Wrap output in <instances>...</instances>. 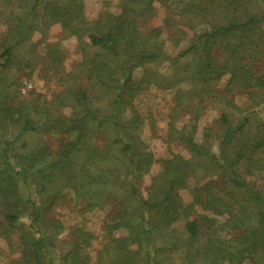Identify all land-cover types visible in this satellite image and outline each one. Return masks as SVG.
<instances>
[{"label": "trees", "instance_id": "obj_1", "mask_svg": "<svg viewBox=\"0 0 264 264\" xmlns=\"http://www.w3.org/2000/svg\"><path fill=\"white\" fill-rule=\"evenodd\" d=\"M13 1L25 12L12 18L0 42V57L4 58L1 68L11 65L15 49L26 41L41 18L46 23L60 21L66 36L78 38L83 54L79 70L81 74L84 71L88 73L87 79L93 80L92 74L99 65L107 67L105 73H98L96 82L106 88L113 84L114 104L123 94L128 97L134 95L130 74L136 67H147L163 57L162 46L157 39L158 30L140 32L134 20H129L131 14H135L130 2L141 3L143 0H124L123 13L128 17L125 20L107 16L95 22L86 19L79 0ZM218 9L224 14L218 22L214 21L211 27L202 29L190 46L180 53L191 55V61L183 66L182 71L176 70L174 75L163 79L164 84L171 87L189 81L190 87L179 90L177 107L181 109L200 108L208 97L218 99L223 106L218 120L219 131L215 132L218 152L212 151L205 143L193 141V127L190 130L185 128L178 132L177 138L186 142L192 156L189 159L176 156V161L167 160L164 171L167 182H177V186L184 182L181 180L189 172L193 177L197 172H207L210 178L199 188L203 194L195 195L194 201L213 215L191 213L189 208L187 212L182 205L175 203L178 194H172L171 186L163 188L153 183L148 189V196L144 197L134 182L133 174H143L152 160L151 153H141L139 147L130 141L139 139V123L122 121L117 113L103 115L98 106H93L86 87L59 92L61 103L67 104L68 98H72L78 109L83 108L86 122L93 124L90 125L92 132L111 125L110 121L123 143L112 153L113 156L109 147L102 148L99 153L90 141L84 139L86 130L82 128L83 124L79 125L83 121L81 117L71 118L66 125L71 130H79V140L73 145L80 149L77 148L74 153L85 151L83 159L68 160V164L77 169L62 171L70 176L67 186L92 199L87 202L89 207H93L103 199L106 193L104 185H116L106 194V198L115 194V200L119 202L113 221L106 229L108 234L115 230L120 234L106 239L98 251L96 264H161L160 254H170L180 248L184 250L183 260L187 264H195L199 259L203 260L202 264H214L218 257L225 260L222 264H243L245 259L251 264H264V187L253 179L258 174L264 176V120L254 116L253 112L244 113V108L227 95L246 92L251 100L248 110H251L259 102V92L264 93V0H227ZM216 50L221 51V58L216 55ZM227 74L225 88H215L216 82ZM183 94L188 98L183 99ZM35 121L26 114L21 132H32L42 126ZM56 121L58 124L66 123L63 118ZM43 126H46L45 123ZM205 135L210 136L211 133ZM11 143L4 141L0 163V215L7 226L16 228L19 239H33L21 250L20 258L24 263L55 264L52 259H48V263L42 260L49 248L46 229L40 230L39 227L54 226V223L47 217L48 205L44 206L45 200L41 198H44L46 183L53 181L59 165L65 161L58 159L53 166L40 170L36 167V160L40 157L38 150L34 153H10ZM119 161L124 166L122 171ZM216 172L222 186L211 178ZM197 181L200 184L201 181ZM32 186L39 199L32 196ZM217 215L224 216L226 223L241 229L233 242L225 243V240L219 239L220 236H215L212 226L216 225ZM203 227L208 231V238L201 247L195 242L205 235ZM90 238L81 242L90 244ZM27 245L32 246L29 248ZM71 245L67 256L69 264H87L89 256L81 254L82 244L76 241Z\"/></svg>", "mask_w": 264, "mask_h": 264}, {"label": "rangeland", "instance_id": "obj_2", "mask_svg": "<svg viewBox=\"0 0 264 264\" xmlns=\"http://www.w3.org/2000/svg\"><path fill=\"white\" fill-rule=\"evenodd\" d=\"M224 1L227 0H143L141 3L131 1L130 5L135 14L132 13L129 20H134L140 32L158 30L157 39L162 46L163 57L156 63L148 64L147 67H136L130 74V80L134 84V95L128 97L127 94H123L116 104H114V93L111 92L113 84L106 88L96 82L98 73H105L107 67L99 65L97 71L92 74V77L94 76L92 81L87 79L86 71L81 74L79 69L83 54L78 38L74 35L66 36L60 21L46 23L45 19L41 18L26 41L15 49L16 55L11 65L0 67V163L3 158L4 141L12 142L10 153L23 154L38 150L40 157L36 160V167H40V170L53 166L58 159L65 161L64 164L59 165L53 181L46 183L47 192L45 190L44 198H41L45 200L44 206L48 205L47 217L54 223V226L39 227L40 230L46 229L47 234L49 249L45 252L47 256L42 259L44 262L48 263V259H52L55 264H69L67 256L72 249L71 244L77 241L82 244L80 247H84L81 254L89 256L87 264H96L98 251L106 239L120 234L117 230L108 234L106 229L113 221L114 212L119 206L115 194H111L112 197L108 198L106 194H109L116 185H104L106 193L101 202L89 207L87 201L93 200L67 186L70 176L62 171L76 168L69 165L68 160L85 157V151H81L80 154L74 153L79 147L73 145V142L79 140V130L66 127L71 118L81 117L83 121L79 125L83 124L82 128L86 130L84 139L90 141L91 146L99 153L102 148L109 147V153L113 156L112 153L119 146L122 147L123 143L118 139L117 129L110 121L108 123L111 125H105L99 128L98 132H92L93 124L90 126L86 122L83 108L78 109L77 103L74 104L72 98H68L67 104L60 102L59 92L62 89L86 87L93 100V106H98L103 115L117 113L122 121L139 123L137 130L139 139L137 141L130 139V141L135 147H139L141 153H151L152 160L143 174H133L134 182L144 197L148 196V189L153 183L163 188L171 186L172 194H178L175 203L182 205L187 212L189 208L191 213L204 212L213 215L203 209L199 202L194 201L195 195L203 194L202 189L199 188L210 178L207 172H197L196 177L189 172L188 176L181 180L184 182L177 186V182H167L164 171L167 160L176 161L178 158L176 156L183 159L192 156L186 142L177 138L185 128L190 130L193 127V141L199 144L205 143L212 151L218 152L215 132L219 131L218 120L223 106L218 99L208 97L200 108L181 109L177 107L179 90L190 87L189 81L171 87L167 83L164 84L163 79L174 75L176 70L182 71L183 66L191 61V55L185 56L180 53L190 46L202 29L211 27L212 22H218V19L224 15L221 9H218ZM123 2L124 0H79L89 22L107 16L127 19V15L123 13L125 9ZM24 12V8L18 7L17 2L0 0V42L8 31L12 18ZM262 27L264 29V23ZM215 52L221 58V51ZM3 61L4 58L0 57V65ZM228 77L227 74L217 81L215 88L219 90L225 88ZM259 93V102L251 110H248L251 100L246 92L227 95L244 108V113L253 112L254 116L264 120V93ZM182 97L188 98L185 94ZM26 114L35 119V122L42 123V126L31 130L32 132H21ZM57 118H63L66 123L58 124ZM43 123L46 126H43ZM207 132L211 133V137L205 135ZM14 158L15 155L12 156V161ZM118 163L122 171L124 166L120 161ZM72 175L74 176L75 173ZM211 178L216 183L219 182L217 185H223L217 172ZM253 179L264 187L263 175L258 174L253 176ZM197 180L201 181L200 184H197ZM197 185L199 186L196 188ZM31 190H33L32 196L39 199L33 186ZM216 217L218 219L216 225L212 226L215 236H220L219 239L225 240V243L233 242L235 236L241 233V229L226 223L224 216ZM27 221L30 223L29 220ZM178 228L180 229L179 223ZM203 229L205 235L200 236L195 242V245L201 247L208 238L206 227ZM18 234L16 228L7 226L0 215V264H27L20 258L21 250L33 239H19ZM87 237H91V243H82L81 241ZM27 246L30 248L32 245ZM182 249L174 250L170 254L166 252L160 254L161 264H187L183 260L185 253ZM202 262L203 260L199 259L195 264ZM223 262L225 260L218 257L213 263ZM243 264L251 263L245 259Z\"/></svg>", "mask_w": 264, "mask_h": 264}]
</instances>
